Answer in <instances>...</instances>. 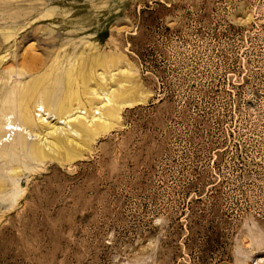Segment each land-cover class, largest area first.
<instances>
[{
	"label": "rangeland",
	"instance_id": "374dc122",
	"mask_svg": "<svg viewBox=\"0 0 264 264\" xmlns=\"http://www.w3.org/2000/svg\"><path fill=\"white\" fill-rule=\"evenodd\" d=\"M0 103V264H264V0H0Z\"/></svg>",
	"mask_w": 264,
	"mask_h": 264
},
{
	"label": "bare ground",
	"instance_id": "6f19581e",
	"mask_svg": "<svg viewBox=\"0 0 264 264\" xmlns=\"http://www.w3.org/2000/svg\"><path fill=\"white\" fill-rule=\"evenodd\" d=\"M23 93V92H22ZM14 97V96H13ZM1 104V103H0ZM4 107H7V109H6V111L10 114V115H7V119H6V121H11V119H13V111L10 109V107L9 106H6V105H4ZM19 110V109H18ZM18 110H16V111H14V113H15V115H18L19 116V118L23 121V123H24V125H26L27 127H29V128H31V124H30V121H29V119L28 118H26L25 120H24V116L26 115V113H25V110L23 109V110H20V112L19 113H17L18 112ZM12 114V115H11ZM23 116V117H22ZM17 117V116H16ZM28 122H29V124H28ZM0 134L1 135H4L5 134V132L3 131V130H1L0 129ZM1 138V137H0ZM43 141V140H42ZM22 144H25V143H23V141H22ZM44 148V147H43ZM6 150L7 149H5V150H2L1 149V151H3V152H6ZM36 151H38V150H36ZM39 152H42V151H39Z\"/></svg>",
	"mask_w": 264,
	"mask_h": 264
}]
</instances>
